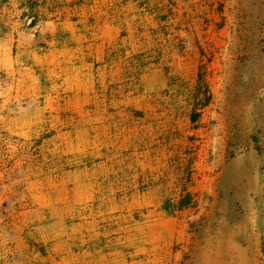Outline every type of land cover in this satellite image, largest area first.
Instances as JSON below:
<instances>
[{"label": "rangeland", "instance_id": "1", "mask_svg": "<svg viewBox=\"0 0 264 264\" xmlns=\"http://www.w3.org/2000/svg\"><path fill=\"white\" fill-rule=\"evenodd\" d=\"M214 7L210 17L185 23L204 29L194 83L173 77L170 89L141 93L135 78L132 107L114 108V95L105 93L99 104L85 99L84 108L67 112L69 152L52 162L71 172L54 173L50 188L28 182L31 169L44 165L35 148L57 131L34 143L0 128V264H108L115 250L149 264L142 247L185 219L186 229L208 227L212 235L255 223L264 264V0H215ZM100 160L125 169L116 190L76 188L96 177ZM44 176L38 168L37 180ZM63 181L70 183L62 189ZM109 194L116 201H98ZM237 216L240 222L228 221Z\"/></svg>", "mask_w": 264, "mask_h": 264}, {"label": "crops", "instance_id": "2", "mask_svg": "<svg viewBox=\"0 0 264 264\" xmlns=\"http://www.w3.org/2000/svg\"><path fill=\"white\" fill-rule=\"evenodd\" d=\"M214 2L0 0V128L6 127L10 136L34 143L44 133L57 131L35 148H42L44 165L31 169L29 188L35 189L41 182L50 188L54 173L71 172L67 165L54 166L52 162L56 155L62 159L69 152L66 129L70 109L84 108L90 99L99 104L102 96L110 93L114 95L110 101L114 108L126 110L132 107L135 78L141 79V84L136 85L141 93H162L172 87L173 77L195 82L200 65L197 37L204 29L185 23L196 17H210ZM179 45L186 46L183 53ZM69 94L79 100L78 104L67 100ZM3 140L0 134V142ZM108 143L105 140L100 151ZM119 143L117 140V148L127 149L126 140L121 146ZM77 147L73 152H79ZM96 166V177L76 182V188L98 186L110 191L121 184L117 175L125 169L107 167L102 160ZM38 168L45 175L43 179L37 180ZM69 183L59 184L63 189ZM101 200L116 201V197L109 194L107 200L98 199ZM239 218L230 217L228 221L240 222ZM185 220L172 232H158L154 246L142 247L148 254L146 263L261 264L255 223L253 230L230 225L212 235L208 227L199 232L186 229ZM191 220L193 217L188 218ZM42 239L47 242L46 236ZM178 244L183 246L176 247ZM60 248L63 253L72 251L70 246ZM109 255L112 259L108 264H132L130 254L124 250ZM117 256H121L119 260Z\"/></svg>", "mask_w": 264, "mask_h": 264}]
</instances>
